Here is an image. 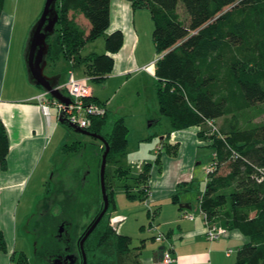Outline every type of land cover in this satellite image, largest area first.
Wrapping results in <instances>:
<instances>
[{"label":"trees","instance_id":"1","mask_svg":"<svg viewBox=\"0 0 264 264\" xmlns=\"http://www.w3.org/2000/svg\"><path fill=\"white\" fill-rule=\"evenodd\" d=\"M128 1L134 9L147 8L153 22L158 112L169 118L174 130L197 127V137L212 148L214 169L206 174L199 210L208 220L234 228L246 238L236 252L235 264H264V176L261 179L260 172L264 168V121L256 120L264 115V0ZM3 3L0 0V15ZM55 9L54 31L46 39L47 64L61 60L65 68L81 67L89 80L103 82L123 43L121 29L105 35L110 0H56ZM81 19L84 25L88 21L86 29ZM101 35H105V52L82 54L85 45ZM206 123L216 126L217 132L207 136L202 130ZM87 130L109 145L106 162L126 150L128 129L114 111L106 109L103 115L92 117ZM71 145L73 151L82 147L75 141L63 148ZM175 145L161 147L175 155ZM7 149L0 121L2 166ZM150 165L146 163L135 176L119 165L112 176L105 173L109 206L83 242L86 264H141V247L131 246L130 237L112 227L109 207L113 178L128 197L147 199ZM182 185L184 181L178 184L174 200ZM101 207L102 198L96 214ZM147 212L151 228L156 210L147 208ZM0 251L6 252L1 231ZM16 256L14 251L11 258ZM17 261L29 264L21 253Z\"/></svg>","mask_w":264,"mask_h":264},{"label":"crops","instance_id":"2","mask_svg":"<svg viewBox=\"0 0 264 264\" xmlns=\"http://www.w3.org/2000/svg\"><path fill=\"white\" fill-rule=\"evenodd\" d=\"M16 1L12 3L10 0L9 2L4 0L0 15V121L8 142L5 165L2 166L0 163V231H3L6 244V252L0 251V264H9L13 259L11 258V254L15 251L13 233L16 239L17 226L22 224L20 217L18 220V214L20 216L23 208L20 207L21 210L19 209L18 213V206L23 197V201L26 202L27 184L35 175L32 182V193L33 197L39 198L41 202L47 195L42 181L48 174L50 177L53 176L50 172H53L55 168L54 157L63 142V139L58 141L55 138L58 124L53 122L54 119L47 124L36 100V96L44 90L28 79L24 55L32 27L30 22H33L34 15L29 18L27 6H19ZM143 9L145 10V8H132L128 0H110L107 30L110 32L114 29H121L123 43L113 56V68L106 79L126 70L123 67L129 63V54L135 57V50L140 41L139 30L144 29L141 22L147 20V14ZM126 41H128V46L125 49ZM52 67L54 70L49 76L59 74V85L65 84L69 68H65L62 61L58 65L52 64ZM63 71L65 72L64 79L62 78ZM81 77L83 74H78L77 78ZM91 89L92 100L95 98V102L105 103L108 110L122 117L128 129L127 137L132 127L131 123L137 122L135 125L139 127L138 142L132 152H140L142 140L146 139L149 134L143 129L156 124L157 119L160 122V118L153 115L155 119L152 120L150 113L146 112L138 118L129 119L130 116L121 113L114 104L111 106V102L109 104L94 96L93 88ZM56 121L59 120L56 118ZM165 124L167 130L164 133L158 132L160 141L152 151L151 161L148 153L144 156L140 152L136 160H130L123 166L119 165L129 168L130 174L135 176L142 171L146 163H151L147 181L148 208L156 210L158 215L165 211L162 231L157 230L159 233L163 232L165 239L156 241L153 238L154 242L146 246L149 249L141 250V264H160L159 252L163 246H171V252L175 258L171 264H235V257H232L231 252L235 250L236 253L246 238L236 229L221 224L225 232L217 239L209 241L206 238V228L200 210L194 212L191 202L183 197L184 200L181 201L174 200L172 197L180 182L195 179L193 170L195 164L199 162L197 161L198 148L200 146L209 147V142L197 137V127L174 130L170 126L169 118L165 120ZM165 143L176 144L175 155L165 152V149L161 147ZM128 144L129 140H127ZM98 149L97 146L96 153ZM62 152L65 153L63 148ZM157 157L159 158L158 163L155 161ZM41 184L42 187H40ZM121 191H123L122 188ZM180 204H190V208L180 207ZM185 212L192 215L193 219L184 217ZM109 217L112 227L123 233L119 217L114 213L112 215L109 213ZM158 232L155 231L154 236ZM229 244L232 248L227 247Z\"/></svg>","mask_w":264,"mask_h":264},{"label":"rangeland","instance_id":"3","mask_svg":"<svg viewBox=\"0 0 264 264\" xmlns=\"http://www.w3.org/2000/svg\"><path fill=\"white\" fill-rule=\"evenodd\" d=\"M17 1L19 6H27L29 18L34 15L33 22H30V26H33L42 11L45 0ZM10 2L13 3L14 0H10ZM143 11L147 14V20L141 22L145 30H139L140 41L135 50V57L129 54V63L123 67L126 68V70L121 74L110 76L104 82L99 83L88 80L87 83L93 88L94 96L103 99L105 102H109V104L111 102V106L114 104L121 113L130 116L129 119L138 118L139 115L146 112L150 113L152 120L155 119L153 115L160 118V122L153 124L149 128L145 127L143 129L145 133L149 134L146 139L142 140L139 150L144 156L148 153L151 161L152 151L157 147L160 141L158 132L164 133V131L167 130L165 120H168V117L160 115L158 112V80L153 72V62L157 57L156 48L151 36L153 22L149 10L145 8ZM85 22L87 23L84 25L82 19L80 20L81 25L86 29L88 27V21L85 19ZM107 33L109 32L106 29L105 35ZM105 35H101L94 41L87 43L82 50V54H86L90 51L104 53ZM127 46L128 41L125 43V49ZM59 63H61V60H58L56 65ZM53 70L52 64L49 62L44 72L47 75H51ZM72 70L76 78L78 74H83V69L81 67H75ZM62 78H65L64 71L62 72ZM46 93L49 94L48 92ZM51 112L52 120L54 119L53 122L58 124V131L55 134V138L58 141L63 139V142L61 146H59L54 157L55 168L53 172H50L51 174L53 173V176L50 177V174H48L42 183L43 186L45 185L47 193L50 192L48 197L54 194L56 196L49 198L46 203H44L45 201L40 202L39 198H34L32 193L34 175L26 187V202L23 201V197L18 206V213L21 208H23L24 212L22 211L20 216L18 214V220L20 217L22 224H18L17 226L16 239L13 233V249L16 251L17 256L20 253L23 254L29 264H47L46 262H42L41 257L45 254L46 249L50 248L53 244L50 246L45 242V235L50 233L49 227L54 229V233L57 231L58 223L54 221H56L59 216L65 215L68 217V220H70L71 217L73 218L72 233H74L75 242L82 230L89 225L94 219L93 217L98 214H96V211L101 205L99 169L101 153L104 148L103 143L96 138L75 132L67 123L56 121L55 112L52 107ZM256 120L264 121V115L256 118ZM220 121L221 119L216 121L215 124L218 125ZM135 124L137 125V122H135ZM135 124L131 123L132 127L127 137L129 144L126 150L118 154L115 159L106 162L105 173L108 177L114 174V169L118 165H126L130 160L134 161L139 157L140 152H132V149L136 148L138 142L139 127ZM215 127L216 126L212 127L206 123V126H202V128H204L202 130H204L207 136H210L217 132ZM75 141H79V143L82 144L79 151H73L72 145L63 148V145H70ZM97 146L99 149L96 153ZM62 148L65 153L62 152ZM148 149L149 152H147ZM198 149L199 158L197 161L199 162L195 164L193 170L195 179L193 180V178H191L184 181L185 185L181 186L183 188L180 190V195L177 197L178 201L184 200L183 198L189 200L194 212H199V196L204 192L207 174L206 170L208 166L213 164L212 148L200 146ZM113 182V201L109 207L110 215L114 213L119 217V221L121 222L120 227L123 233L130 237L131 246H140L142 251L145 248L148 250L149 248L146 246L154 242L153 236L155 231H162V219L165 211L162 214L160 212L159 215H154V219L152 220L153 227L150 229L148 224L149 221H151V215L149 216L147 212L149 200L147 199L143 202L138 196L128 197L121 191L120 182L115 178H113ZM40 187H42V184ZM52 192L54 193L52 194ZM58 202L61 204L59 208H57V204H55ZM163 208L165 209V205ZM40 211L42 214L39 215ZM18 223L20 222L18 221ZM227 247L232 248V245L229 244ZM73 249L74 252L77 253V249L75 247ZM231 255L232 257H236L235 250L231 252ZM17 256L10 260L9 264H19Z\"/></svg>","mask_w":264,"mask_h":264},{"label":"water","instance_id":"4","mask_svg":"<svg viewBox=\"0 0 264 264\" xmlns=\"http://www.w3.org/2000/svg\"><path fill=\"white\" fill-rule=\"evenodd\" d=\"M55 3L56 0L44 1V5L40 15L30 29L24 59L29 81L35 85L40 86L44 91L48 92L51 97L57 99L60 102L68 104L70 101L69 98L65 94H63L58 87L60 75L55 74L49 76L44 72V69L47 64L46 56L48 52V43L46 39L47 36L53 33L54 25L57 21V11L55 9ZM60 121L62 122V120ZM70 126L75 132L83 133L92 138L100 140L104 146V150L101 154L99 169V183L102 198V207L79 238V248L82 254L83 264H86L85 255L83 251V242L94 229V227L97 225V223L104 215L109 206L108 196L105 187V165L107 154L109 152V145L99 134L90 132L87 129L79 128L76 125L70 124ZM182 206L183 208H190V204H180V207ZM159 257L161 258V250L159 252Z\"/></svg>","mask_w":264,"mask_h":264},{"label":"built area","instance_id":"5","mask_svg":"<svg viewBox=\"0 0 264 264\" xmlns=\"http://www.w3.org/2000/svg\"><path fill=\"white\" fill-rule=\"evenodd\" d=\"M68 78L65 84L59 85V89L69 98V103L65 104L47 94L45 91L36 96L47 124H50L52 119L51 107L54 109L55 117L68 125H76L79 128L87 129L92 117L103 115L107 109L105 103L95 102L91 99L92 89L87 83L89 80L83 75L81 78L74 76L73 70L67 71ZM214 169V165L207 167V174ZM261 179L264 176V168L260 169ZM206 181V179H205ZM205 224V234L209 241L217 239L225 232V228L216 222L207 219L206 215L200 211ZM184 217L193 219V216L185 212ZM152 229V228H150ZM156 241H163L165 236L162 233H157L154 236ZM175 260L171 246H163L161 250L160 264H171Z\"/></svg>","mask_w":264,"mask_h":264},{"label":"flooded vegetation","instance_id":"6","mask_svg":"<svg viewBox=\"0 0 264 264\" xmlns=\"http://www.w3.org/2000/svg\"><path fill=\"white\" fill-rule=\"evenodd\" d=\"M49 193H47L41 202L45 201L44 203H46L49 198L56 196L54 194L48 197ZM53 193L54 192H52V194ZM55 204H57V208L61 205L60 202ZM40 214H42L41 211L39 212V215ZM72 220V217L68 220V217L65 215L59 216L56 221H54L58 223L57 231L54 233V229L49 227L50 233L45 235V242L50 246L53 245L46 249L45 254L41 257L42 262H46L47 264H83L82 254L79 248L81 233L74 242L75 237L74 233H72ZM74 247L77 249V253L74 252Z\"/></svg>","mask_w":264,"mask_h":264}]
</instances>
